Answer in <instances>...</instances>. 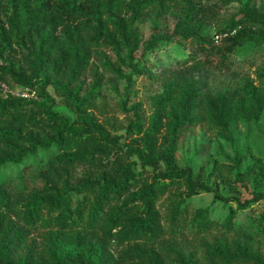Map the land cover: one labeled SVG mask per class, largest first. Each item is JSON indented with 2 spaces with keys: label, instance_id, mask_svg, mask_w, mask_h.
<instances>
[{
  "label": "trees",
  "instance_id": "1",
  "mask_svg": "<svg viewBox=\"0 0 264 264\" xmlns=\"http://www.w3.org/2000/svg\"><path fill=\"white\" fill-rule=\"evenodd\" d=\"M216 12L215 4L199 0H0V168L43 166L40 188L13 197L0 184V264H204L172 241L184 233L180 224L198 234L218 226L231 231L238 210L264 200V192L243 203L226 198L206 185V167L196 173L176 159L183 133L207 124L231 144L238 180H264L262 159L248 147L239 150L232 131L234 123L261 120L264 86L247 80L212 93L205 76L230 67L238 47L264 45V12L248 0L211 34ZM147 20L151 34L144 40L139 23ZM175 41L191 50L167 71L150 117H143L142 103L127 108L123 102L132 120L124 136L112 134L90 111L98 88L82 94L81 79L94 55L113 52L120 65L112 70L132 85L146 71L138 54L144 58ZM4 86L35 89L38 99L6 94ZM50 87L71 115L55 110ZM43 152L47 156L39 157ZM173 191L166 228L158 204ZM202 192L234 200L237 209L221 224L209 208L197 209L186 222L185 200ZM202 244L212 264H264V255L246 241Z\"/></svg>",
  "mask_w": 264,
  "mask_h": 264
},
{
  "label": "rangeland",
  "instance_id": "2",
  "mask_svg": "<svg viewBox=\"0 0 264 264\" xmlns=\"http://www.w3.org/2000/svg\"><path fill=\"white\" fill-rule=\"evenodd\" d=\"M199 1L204 5H216V18L211 20L209 28L211 34H215L219 27L224 26L248 2V0L232 3H227L226 0ZM253 4L259 12H264V0H253ZM165 23L171 27L172 19L167 18ZM151 24L150 20L139 23V30L144 40H147L151 34ZM190 50L189 44L175 41L161 43L144 58L138 54L141 66L145 67L146 71L142 75L134 76L132 85H128L126 80L119 79L112 70V67L120 65L116 55L109 50L99 49L92 59L91 67L81 79L83 95L90 94L94 88H98L90 111L112 134L124 136L126 127L132 120V113H124L121 104L125 102L127 108H130L135 103H142L141 112L143 117L148 119L152 113V97L163 91L167 71L176 69L179 61L185 59ZM229 63L230 67L226 69L205 73L212 93L235 89L247 80L264 86V45L247 43L238 47L229 56ZM123 70L125 73H130V69L126 67H123ZM49 92L55 100V110L60 114L71 115L62 97L56 94L52 87L49 88ZM232 131L236 147L239 150L248 147L249 151L261 158L264 163V113L258 123H234ZM46 156L47 154L43 152L39 157ZM234 156L235 152L231 144L219 137L207 124L185 131L176 152L180 166H191L196 173L201 166L206 167L205 181L208 187L217 189L229 199H238L242 203L251 201L253 193L264 192V180H238L237 167L233 162ZM31 162L28 160L26 164L29 165ZM250 163H252L251 159L246 160L239 169L245 170ZM42 169L41 164L26 168L23 165L9 164L0 168V184H4L13 197L20 191H32L42 186L40 178ZM243 184L246 186H242ZM177 193L173 191L167 194L158 204L162 223L166 228L170 226L169 209ZM183 207L188 213L186 222L191 220L197 209L209 208L211 218L221 224L231 209H237V204L234 200L228 203L215 200L214 193L202 192L185 200ZM182 220L184 217L181 218ZM180 225L184 227V233L181 237L176 236L172 241L187 254H195L204 264H212V261H207L203 242L215 244L221 241L230 243L246 241L254 253L264 255V200L252 201L247 209L238 210L236 225L231 231L218 226L209 233L198 234L191 231L187 224ZM166 253L171 255V252L166 251ZM213 262L217 263V260Z\"/></svg>",
  "mask_w": 264,
  "mask_h": 264
},
{
  "label": "built area",
  "instance_id": "3",
  "mask_svg": "<svg viewBox=\"0 0 264 264\" xmlns=\"http://www.w3.org/2000/svg\"><path fill=\"white\" fill-rule=\"evenodd\" d=\"M219 41H220V36H217L216 42ZM3 91L6 94L10 93L16 97H20L26 100L38 99V92L35 89L24 88V87H15V89H9L8 87L4 86Z\"/></svg>",
  "mask_w": 264,
  "mask_h": 264
}]
</instances>
